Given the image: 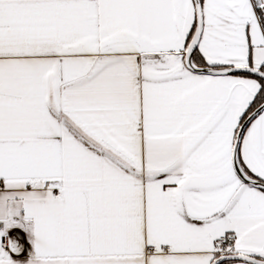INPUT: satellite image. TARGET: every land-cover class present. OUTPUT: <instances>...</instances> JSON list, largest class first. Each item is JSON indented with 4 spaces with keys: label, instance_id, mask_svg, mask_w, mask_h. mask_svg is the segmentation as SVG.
I'll return each mask as SVG.
<instances>
[{
    "label": "snow or ice",
    "instance_id": "6c2138e0",
    "mask_svg": "<svg viewBox=\"0 0 264 264\" xmlns=\"http://www.w3.org/2000/svg\"><path fill=\"white\" fill-rule=\"evenodd\" d=\"M0 264H264V0H0Z\"/></svg>",
    "mask_w": 264,
    "mask_h": 264
}]
</instances>
